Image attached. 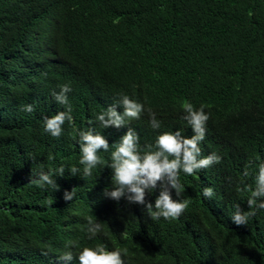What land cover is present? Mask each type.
Masks as SVG:
<instances>
[{"label":"trees","instance_id":"obj_1","mask_svg":"<svg viewBox=\"0 0 264 264\" xmlns=\"http://www.w3.org/2000/svg\"><path fill=\"white\" fill-rule=\"evenodd\" d=\"M64 84L73 120L57 138L44 117L64 110L53 97ZM121 95L145 103L146 120L127 125L141 145L163 131L193 134L181 118L185 99L210 114L200 146L222 159L181 173L190 203L177 219L151 220L144 205L107 198V166L83 176L78 130L94 127L117 142L126 128L102 129L95 117ZM149 109L160 129L150 126ZM100 155L110 162L109 152ZM261 163L264 0H0V264H64L65 251L75 257L95 244L126 250L125 264H264V209L247 225L231 220L235 205L247 210L250 191L237 189L255 187ZM61 165L59 190L31 183L41 167ZM88 217L102 224L92 238Z\"/></svg>","mask_w":264,"mask_h":264},{"label":"clouds","instance_id":"obj_2","mask_svg":"<svg viewBox=\"0 0 264 264\" xmlns=\"http://www.w3.org/2000/svg\"><path fill=\"white\" fill-rule=\"evenodd\" d=\"M168 84V83H165ZM72 91L69 84L60 86L59 92H54L55 101L64 105V110L54 115L44 117L45 131L53 137H60L63 133L65 122L73 120L72 106L69 104L68 93ZM192 100V101H189ZM144 102L128 95H121L116 103L109 105L105 110L98 113L95 122L102 129L126 128L117 142L109 143L106 136L94 127L78 130V144L81 153L79 163L83 165V176L92 175V170L99 166H107L112 169L113 187L104 190V195L112 200L119 201L125 198L130 204L144 205V209L151 220L160 218L173 220L179 218L188 208L190 201L182 198L185 191L180 182L181 173L185 175H196L199 171L221 162L222 157L215 152L204 155L201 142L206 137L207 122L210 114L205 111V105L196 103L193 99H185L181 103L183 116L181 117L191 127L192 135L187 136L182 129L159 132L153 144L141 145L139 133L132 127H128L131 120H146V109ZM24 111L32 112V104L24 105ZM150 126L156 130L160 129L161 123L156 114L148 110ZM93 123L90 121V124ZM109 152L110 162L101 157L100 153ZM73 175L79 169L72 167L68 169ZM65 167L40 171L31 183L39 188L46 186L54 191L59 190L56 177L63 176ZM243 175H249L247 166ZM159 190L154 203L147 201L146 196L155 190ZM238 191H250L247 199V210H243L239 204L231 216L232 222L237 225H247L250 218L256 215V211L264 209V163L259 164L255 176V187H238ZM173 191L175 198H173ZM212 187L203 189V197L214 196ZM75 196V188L71 191L65 190L64 200L71 201ZM51 203V202H50ZM89 238L95 237L102 231V224L92 217L87 218ZM74 246L73 242L66 244V248ZM47 255V251L43 253ZM126 250L120 248L109 249L104 244L84 246L74 257L71 250L65 251L59 260L64 264H70L74 259L78 264H125L124 256Z\"/></svg>","mask_w":264,"mask_h":264}]
</instances>
